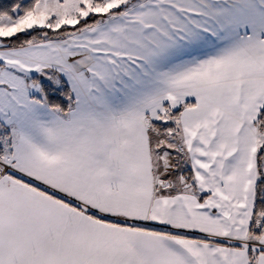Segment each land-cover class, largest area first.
Returning <instances> with one entry per match:
<instances>
[{"label":"snow or ice","instance_id":"obj_1","mask_svg":"<svg viewBox=\"0 0 264 264\" xmlns=\"http://www.w3.org/2000/svg\"><path fill=\"white\" fill-rule=\"evenodd\" d=\"M0 264H264V0H0Z\"/></svg>","mask_w":264,"mask_h":264}]
</instances>
